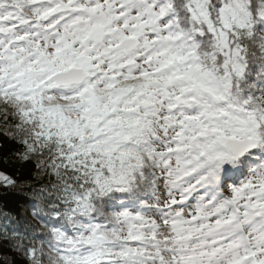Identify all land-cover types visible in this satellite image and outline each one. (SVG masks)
<instances>
[{
	"label": "snow or ice",
	"instance_id": "1",
	"mask_svg": "<svg viewBox=\"0 0 264 264\" xmlns=\"http://www.w3.org/2000/svg\"><path fill=\"white\" fill-rule=\"evenodd\" d=\"M0 140V264H264V0H0Z\"/></svg>",
	"mask_w": 264,
	"mask_h": 264
},
{
	"label": "trees",
	"instance_id": "2",
	"mask_svg": "<svg viewBox=\"0 0 264 264\" xmlns=\"http://www.w3.org/2000/svg\"><path fill=\"white\" fill-rule=\"evenodd\" d=\"M0 143H3V141L0 140ZM12 147H13V145L5 143L4 147L0 148V153L8 151ZM0 170H4V165L2 163H0ZM22 198H23L22 195L17 196L15 194H9V196L7 197V199L5 201H3V203H5L7 205V208L9 210H12V211L20 210V211H22V204H21Z\"/></svg>",
	"mask_w": 264,
	"mask_h": 264
}]
</instances>
